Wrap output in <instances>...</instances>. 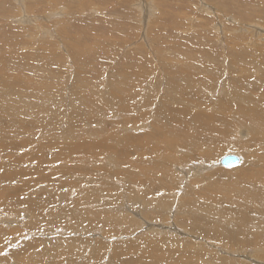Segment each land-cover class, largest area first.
I'll return each instance as SVG.
<instances>
[{"label":"rangeland","instance_id":"rangeland-1","mask_svg":"<svg viewBox=\"0 0 264 264\" xmlns=\"http://www.w3.org/2000/svg\"><path fill=\"white\" fill-rule=\"evenodd\" d=\"M260 56L264 0H0V264H264V129L220 136L224 107L264 126ZM172 103L228 146L131 163Z\"/></svg>","mask_w":264,"mask_h":264},{"label":"bare ground","instance_id":"bare-ground-1","mask_svg":"<svg viewBox=\"0 0 264 264\" xmlns=\"http://www.w3.org/2000/svg\"><path fill=\"white\" fill-rule=\"evenodd\" d=\"M28 20V19H27ZM18 22V21H17ZM249 44V43H248ZM260 45V44H259ZM249 46V45H248ZM258 52H261V51H258ZM237 56V55H236ZM247 56V55H246ZM255 57V56H254ZM257 57V56H256ZM260 57H264V56H260ZM261 58V59H262ZM255 59V58H254ZM256 60V59H255ZM257 60L259 61V59L257 58ZM262 61V60H261ZM260 61V62H261ZM187 83L188 81H187V79H186V81L185 80H183V83ZM128 88H130L131 90H136L137 89V85L136 86H134V87H130V86H128ZM242 88V87H241ZM241 88H239V92H240V96L241 97H239L238 98V100L239 101H241L242 103H244L245 102V99H244V97H248L247 98V100L250 98L249 96H245L244 95V90H245V88L241 91ZM181 86H178L177 87V89L176 88H173V91L172 92H170V93H173V94H176V93H178L179 94V92L178 91H180L181 92ZM249 90H250V88H249ZM244 92V93H243ZM246 92H248V90H246ZM129 96V95H128ZM127 98V97H126ZM142 97H135V99L136 100H140ZM258 99V98H257ZM127 100H129V101H132V100H134V99H131L130 97L129 98H127ZM176 100H177V98H176ZM128 101V102H129ZM143 101V100H142ZM172 102H178V101H172ZM133 103V102H132ZM140 103V102H139ZM174 103H172L173 105H171L170 107L168 106V110H169V114H168V121H169V119L171 118V122L169 123V125H166L167 123L165 122V121H163V123L161 122V124H160V126L159 127H157V131H163V130H166V131H164V132H161V133H157L156 135L152 132L151 133V137H145V136H141V135H136V136H130L129 135V137L126 139V144L125 145H127V149L124 151V155L128 152V157H129V161L132 163V162H134V163H136L137 161H138V158H142L143 157V154L141 153V152H139V155H136V156H133V150H134V141H139V143H140V145H142V147H143V149H145L147 146H149V148H152V153L150 154V155H153V156H155V153L156 152H159L160 154H163V155H165V156H169L168 155V148H169V151L171 150V148H176L177 147V144H178V136L180 137V138H182L183 140H182V146L183 147H186V148H189V149H192V150H194V151H196V152H199L200 153V155H199V157H200V159L201 160H211V151H212V148H210V151H209V146L210 145H213L215 142H217L219 145H220V147L221 148H223L222 147V145H224V146H228L227 144H226V142H223V143H220L221 141H222V139L221 138H214V139H212V138H210L208 135H206L205 134V129L207 130L208 129V124L204 121V120H202V119H200V118H202V117H205L206 116V114L204 113V112H200V111H196V112H194L193 110H192V107L191 108H186V109H179V108H177V107H175L174 106ZM135 104V103H134ZM137 104V103H136ZM247 104H248V102H247ZM249 105V104H248ZM134 106H136V105H134ZM138 106V105H137ZM142 106V105H141ZM140 106V107H141ZM144 106V105H143ZM139 107V108H140ZM252 107V106H251ZM259 107V106H258ZM146 108V107H145ZM263 108V107H262ZM90 109V108H89ZM260 110H262V109H260ZM220 113H221V116L223 117L222 119H221V122H220V125H221V127H222V129H221V131H220V133L222 134L223 132H224V129H231L232 131L233 130H235L236 128H240V127H244V128H249V129H251L252 131H254V133H255V135H259V131L260 130H262V129H264V126L263 125H261L262 124V121L259 119V120H255V118L254 117H256L255 115H252V114H249V113H235L234 112V108H230V107H224V108H222L221 110H220ZM141 117V116H140ZM143 117H144V115H143ZM145 118V117H144ZM264 123V122H263ZM132 126H137L138 124H139V120H133L132 121ZM145 127V126H144ZM175 129L177 130V138L176 139H173L172 138V136L174 135V133H175ZM198 130H199V132H198ZM150 133V132H149ZM150 135V134H149ZM221 137H223L224 135L222 134V135H220ZM167 137H170V138H167ZM261 137V136H260ZM259 138V137H258ZM151 140H154V144H151L150 145V141ZM165 142L167 143V145H168V147L167 148H164L163 147V144H165ZM100 144V143H99ZM261 144V143H260ZM123 146H124V144H122ZM172 145H174V146H172ZM130 147V148H129ZM141 149V148H140ZM208 149V150H207ZM144 154H146L145 155V157L146 156H149L147 153H145V151H144ZM261 154H263L262 152H261ZM80 158V157H79ZM177 159V158H176ZM196 159H198V158H196ZM200 159H199V161H200ZM128 161V160H127ZM167 163L168 162V159L167 158H165V159H162V163ZM207 162V161H206ZM17 164V163H16ZM33 164V163H32ZM78 164V163H77ZM220 164V162L218 161V165ZM26 165H27V162H26ZM260 165H261V167L264 169V163L262 164V163H260ZM31 165H29V167H30ZM138 166V165H137ZM221 166V165H220ZM257 166H259V165H257ZM223 167V166H222ZM237 167V166H236ZM139 168H140V172H139V175H140V173L142 174V175H147L148 173H150L151 172V170H154V169H151V168H146V167H140L139 166ZM224 168H226V167H224ZM260 168V167H259ZM19 170V169H18ZM130 170H131V172L133 173V174H135L133 171H132V169L130 168ZM156 170H159V167H156ZM161 170H163L164 171V168H162ZM259 171H260V169H259ZM262 172L264 171V170H261ZM20 172H22L21 173V175H23V177L25 176V177H28L29 179H31V174H24L25 172L24 171H20ZM162 172V171H161ZM144 173V174H143ZM155 173H159V171L157 172H155ZM249 173V172H248ZM6 174V173H5ZM16 174V173H15ZM129 174V173H128ZM154 174V173H153ZM196 173H194L193 175H195ZM246 174V173H245ZM244 173H243V175H245ZM255 174V173H254ZM7 175V174H6ZM9 175V174H8ZM14 175V174H13ZM17 175V174H16ZM152 175V174H151ZM188 175H190V174H188ZM165 176V175H164ZM227 176V175H226ZM13 177V176H12ZM16 178V177H15ZM16 179H18V177L16 178ZM23 179V178H22ZM134 179V178H133ZM138 179V178H137ZM7 180V179H6ZM25 180V179H24ZM32 180V179H31ZM135 181V180H134ZM22 182H24V181H22ZM262 182V181H261ZM29 183H31V182H29ZM253 185V184H252ZM262 185V184H261ZM1 186V185H0ZM22 186H25V185H22ZM10 187V186H9ZM12 187V186H11ZM77 187V186H76ZM5 188V187H4ZM26 188V187H25ZM31 188V187H30ZM29 188V189H30ZM79 188V187H78ZM18 189V188H17ZM16 189V190H17ZM24 189V188H23ZM26 189H28V187L26 188ZM245 189L246 190H248V188L247 187H245ZM1 191L3 190V188L2 189H0ZM5 190V189H4ZM25 190V189H24ZM105 190V189H104ZM138 190V189H137ZM251 190H254L255 191V189H253V187H251ZM260 190V189H259ZM18 191L20 192V189H18ZM18 191L16 192V194H18ZM28 191V190H27ZM75 191H78V189H75ZM5 192H7V191H5ZM13 192V191H12ZM97 192V191H96ZM139 192V191H138ZM261 193H262V191H260ZM14 193V192H13ZM22 193H23V191H22ZM21 193V194H22ZM28 192H26L25 194H27ZM30 193H31V190H30ZM10 194H12V193H10ZM219 194V193H218ZM251 194V193H250ZM12 195H14V194H12ZM230 195H228V197H229ZM233 196V195H232ZM256 196V194H254L253 196H250V198H254ZM4 197V196H3ZM61 197L62 198H64V197H66V194H64V195H61ZM5 198V197H4ZM8 198V197H7ZM31 198H32V196H31ZM29 199V198H28ZM213 199V198H212ZM249 199V198H248ZM262 199V198H261ZM51 200V199H50ZM216 200V199H215ZM25 201V200H24ZM251 201H253V199L251 200ZM263 201V200H262ZM264 202V201H263ZM29 203V205H28V207H30V206H35L34 204L35 203H33L31 200H30V202H28ZM24 204V203H23ZM67 206V205H66ZM27 207V206H26ZM191 208H192V206H190ZM21 208H23V207H21ZM69 208V207H68ZM189 208V207H188ZM253 209H255V206L253 205V207H252ZM34 210H36V208L34 209ZM38 210H39V208H38ZM188 210V209H187ZM262 210H264V207L262 208ZM2 211V210H1ZM8 211V210H7ZM107 211V210H106ZM25 212V211H24ZM39 212V211H38ZM37 212V213H38ZM40 212H43V208H41V210H40ZM39 212V213H40ZM60 212V211H59ZM232 211H228V213H231ZM240 212V210L237 212V214ZM3 213V212H2ZM6 213V212H5ZM48 213V212H47ZM55 213V212H54ZM191 213V212H190ZM232 214V213H231ZM244 214V213H243ZM49 215V214H48ZM56 215V214H55ZM241 215V214H240ZM239 215V217L238 218H241L242 216H240ZM30 216V215H29ZM236 216H238V215H236ZM244 216V215H243ZM57 217V216H56ZM237 218V217H236ZM243 218V217H242ZM254 218V217H253ZM56 219V218H55ZM54 219V220H55ZM247 220V217H244V220ZM245 222V221H244ZM250 223V222H249ZM255 223V222H254ZM253 223V224H254ZM41 225V224H40ZM246 225H247V223H246ZM255 225V224H254ZM254 225H249V226H251L252 228H254L253 226ZM256 225H257V223H256ZM32 226H33V224H32ZM259 225H257V227H258ZM39 227V226H38ZM47 227H50V225L49 226H47ZM113 227H115V226H113ZM256 227V226H255ZM45 228H46V226H45ZM44 228V229H45ZM116 228V227H115ZM261 228V227H260ZM249 229H251V228H249ZM248 229V230H249ZM255 229V228H254ZM235 230H238V229H235ZM248 230H245V231H247V233H246V236H248V232H250V231H248ZM252 231V230H251ZM229 232V231H228ZM228 232H226L228 235H230V238L232 239V234L231 233H228ZM237 231H235V233H236ZM243 232V233H244ZM141 233V232H140ZM237 234V233H236ZM257 235V234H256ZM226 236V235H225ZM245 236V237H246ZM258 236V235H257ZM244 237V238H245ZM254 237V236H253ZM252 238V237H251ZM261 238V237H260ZM235 239V238H234ZM238 239L240 240V238L238 237ZM256 240V239H255ZM235 241L237 242V240L235 239ZM241 241H243V240H241ZM245 241V240H244ZM243 241V242H244ZM233 242V241H232ZM242 243V242H241ZM245 244H247L246 243V241H245ZM254 244V243H253ZM252 244V245H253ZM33 245H34V243H33ZM251 245V244H250ZM259 245H261V244H259ZM247 247V246H246ZM30 248V247H29ZM28 248V249H29ZM27 250V249H26ZM24 254V253H23ZM25 255V254H24ZM28 255V254H27ZM25 258H27V257H25ZM144 258V257H143ZM29 259V258H28ZM27 260V259H26ZM136 260H138V259H136ZM135 260V261H136ZM141 260V259H140ZM139 260V261H140ZM130 261H132V260H130ZM29 264V263H28Z\"/></svg>","mask_w":264,"mask_h":264},{"label":"water","instance_id":"water-1","mask_svg":"<svg viewBox=\"0 0 264 264\" xmlns=\"http://www.w3.org/2000/svg\"><path fill=\"white\" fill-rule=\"evenodd\" d=\"M241 159L238 155L236 154H226L224 155L220 160V164L223 167L226 168H232L235 167L240 163Z\"/></svg>","mask_w":264,"mask_h":264}]
</instances>
